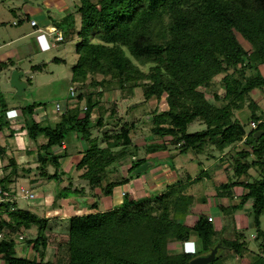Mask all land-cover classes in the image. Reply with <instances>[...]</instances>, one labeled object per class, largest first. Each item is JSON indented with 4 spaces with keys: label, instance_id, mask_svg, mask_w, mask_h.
Returning a JSON list of instances; mask_svg holds the SVG:
<instances>
[{
    "label": "trees",
    "instance_id": "obj_1",
    "mask_svg": "<svg viewBox=\"0 0 264 264\" xmlns=\"http://www.w3.org/2000/svg\"><path fill=\"white\" fill-rule=\"evenodd\" d=\"M75 14L80 27L71 82L79 83L83 92L55 125L44 126L34 120L25 124L29 142L45 139L36 145L35 166L18 164L0 145V159H7V164L0 166V260L5 264H189L218 244L211 264H219L231 253L242 260L246 242L241 232L235 233V239L225 240L219 237L213 218L209 221V217L192 212L195 198L187 194V189L204 179V169L195 176L184 173L155 197L131 199L123 193L121 205L106 211H99L97 203H92L93 212L67 218L66 241H57L54 260H45L50 246L48 232L52 231L48 227L50 219L18 208L15 185L21 179L28 180L31 190L50 182L58 187L64 184L54 195L53 208L70 192L82 193L83 188L73 189L68 181L71 179H66L61 169L59 161L66 154L55 152L73 132L87 144L75 164L81 172L79 179L87 182L91 191L102 189L108 196L114 188L138 177L133 170L151 154L165 152L173 162L188 152L206 155V159L218 152L227 180L218 185L215 196L235 198L232 189H242L239 203L219 205V212L238 211L251 201L258 254L255 262L247 264H264L260 222L264 213V134L257 140L253 136L264 132V108L253 93L261 92L264 97V0H80ZM236 34L249 44V50L243 48ZM52 61L64 62L57 58ZM13 66L12 60L0 62V72ZM31 68L41 70L40 65ZM219 75V82H214ZM214 87L222 89L223 94L214 92L208 99L205 91ZM137 88L144 103L164 98L167 108L146 114L151 123L147 133L155 142L143 146L141 157L131 153L134 157L126 169L128 176L108 179L116 171L111 165L125 157L130 147L138 150L131 137L137 121L116 117L117 103L110 106L106 116L103 103L109 102L102 103V99L106 92L118 90L123 100L124 93L132 97ZM81 102L83 107L79 106ZM38 105L19 109L32 115ZM0 107L1 118L9 109L4 104ZM95 109L98 117L93 122ZM237 112L244 115V122L236 117ZM195 122L204 128L189 133V126ZM95 131L99 137H93ZM251 169L257 174L252 181ZM190 216L194 219L191 224L187 221ZM33 227L36 231L27 246L38 257L17 256L13 236ZM192 236L198 239L196 252L183 248ZM179 247L183 250L175 253Z\"/></svg>",
    "mask_w": 264,
    "mask_h": 264
},
{
    "label": "rangeland",
    "instance_id": "obj_2",
    "mask_svg": "<svg viewBox=\"0 0 264 264\" xmlns=\"http://www.w3.org/2000/svg\"><path fill=\"white\" fill-rule=\"evenodd\" d=\"M45 0H4V3L0 2V6L4 5L3 8H0V16L3 14L5 17L4 20L0 18V45L2 42H8L11 38L14 37V31L16 27L12 26L11 22L18 20V17L21 15L28 14L30 20H34L35 23L38 25L39 32H34L30 37H27L25 40L5 47L3 51L12 50V49H19L20 53L18 56L13 57L14 66L0 72V106L4 104L7 106L9 111L3 113V116L0 118V124L2 125L3 122H8V125L4 124L1 128H3L2 132L0 133V144L5 146L7 143L8 145L11 144L12 147L9 145L6 148L7 155L13 156L16 159L18 164H26L24 160L28 163H33L34 158L36 157V151L29 152L30 156L23 158L20 157L21 152H18L17 148H20L21 145L17 144L18 140V133L16 136L13 137V142H11L8 138L11 136L6 134L11 130H17L20 127H24L22 131V136H25L22 140V143H27L29 147L36 148V145L40 143H44L45 139L43 137H39L36 144L33 142H29L26 136L25 131V124L31 123L32 120L40 121L44 126H53L60 120V115L58 114L55 106L59 104L62 107H70L76 104V96H78L81 92L79 83H72L71 82V68L74 66L77 60L76 54V44L79 41L78 35L76 32L79 29L80 20L79 16L75 14L76 6L80 5V0H51L52 5L50 7H45L44 4ZM92 3H96L97 0H91ZM61 6H66V9L60 10ZM31 8V9H30ZM25 10H28L27 12ZM30 10H35L30 12ZM35 12V14H34ZM16 16V17H15ZM50 25L57 27L58 30L63 34L64 41L61 43H56L54 41L55 34L50 33ZM19 27V26H18ZM17 27V28H18ZM22 27L30 28L29 22H23ZM33 31V29H29ZM239 43L243 46L245 50H249V44L244 41L238 34H236ZM57 58L64 62L54 63L52 59ZM41 66L40 71L32 70L31 67L33 66ZM15 68V69H13ZM22 70L25 72L24 79L28 80L27 88L25 89V93L21 97H15V91L10 87L9 84V76L13 70ZM262 74L264 75V68H261ZM222 75H219L214 78V82L218 83ZM73 88L74 96H70L69 89ZM216 92L219 95L223 94V90L214 87L211 90L205 91L206 97L211 99L212 94ZM254 98L256 102L259 104L261 108H264V97L261 92H253ZM123 96V100H120L121 94L118 90L115 93L106 92L104 98L102 99V103L106 100L109 103H103V106L106 108V116L109 114V108L112 104L117 103L116 106V117L124 116L128 121H137V130L132 133L131 137L134 145L138 146V150L134 152V149L130 147L127 150V154L125 157L116 161L111 168H115L116 171L113 174H110L108 179H116L118 180L122 176H128L126 172V167L130 166V160L133 159L134 155L136 157H141L143 153V146L147 144L154 143V137L147 133V129L151 127V123L149 122L150 116L146 115L153 109L157 111L166 110L167 104L164 98H161L160 101H156L155 99L150 100L147 103L143 102L142 91L140 88L135 89L134 95L132 97H128L126 93ZM32 104H39L32 115H28L23 113L19 108L27 107ZM83 107V102L81 105ZM13 108V109H11ZM16 108H18L16 110ZM2 107L0 110L2 111ZM11 109V110H10ZM15 112L16 115L12 116L10 113ZM46 112L49 116L48 120L40 119L41 113ZM98 117V111L95 109L92 114V121L95 122L96 118ZM115 117V118H116ZM236 117L244 122V115L240 112L236 113ZM18 124V126H17ZM204 128L203 125L198 123H193L189 126L188 132L194 133L197 131H201ZM250 126L246 125L245 131L249 132ZM142 132V133H141ZM74 133L71 132L67 134L65 138V143L69 146L71 152L74 151V143L71 142L72 138L74 137ZM20 137V136H19ZM93 137H99L97 131L93 133ZM5 140L7 143H3ZM159 141V140H157ZM72 143V144H71ZM82 144V143H80ZM101 144V143H99ZM86 143H83V150H86ZM174 152L173 147H170ZM57 153V151L55 150ZM75 152V151H74ZM131 153H134L132 155ZM60 155V153H58ZM214 157L206 159V155H194L191 152L187 154L178 156L173 162L169 159L168 155L165 152L163 153H154L149 156V162L155 167L158 166H169L171 167L172 163L175 166V172L178 177L183 175L184 173L191 174L195 176L200 172V170H205L204 179L195 185L191 186L187 189V194L193 195L195 201L191 205L192 212L195 215L205 214L206 217H210L213 215V224L215 225L216 231H219V237L225 240H233L235 239V233L241 232L243 234L244 240L246 242V250L243 251L242 260L235 257V254L228 256H224L222 258V264H247L255 262L256 258L255 255L258 254L257 243L253 240L255 236V228L253 225V218L251 215V201L239 209L238 211H233L231 213H221L219 212V205L227 206L236 205L239 203L238 196L241 195L242 189L241 188H234L232 189V193L235 198H228V197H217L215 196L217 187L221 182H226L227 175L224 172V165L219 163V158L221 157L218 152H214L212 154ZM61 156V155H60ZM64 158V157H61ZM80 159V158H79ZM78 162V161H77ZM6 164V163H5ZM127 165V166H126ZM5 166V165H4ZM35 164H32V167ZM3 167V166H2ZM153 168H149L147 172L145 171L143 174H148L151 172ZM51 171V168H49ZM35 171L29 176V178L33 177ZM79 172L76 170V167L72 169H68L66 173V179L69 182L73 183V189L83 188L81 191L82 193L76 195L73 192H70L67 197V204L73 205L76 210H80L81 213L79 215H83V213H90V206L92 203L96 202L98 205L99 211H105V205L109 201H111L110 196L105 195L102 189H94L91 191L87 186V182L79 179ZM250 181L254 178H257L256 170L251 169L249 171ZM143 174L138 177H134L130 182L135 184V180H140L143 182ZM149 179V186H154L160 180L164 182V185L171 184V182L175 181V174L170 173L165 168H160V171L154 173ZM232 174V173H231ZM175 176V177H174ZM139 178V179H138ZM65 179V183L68 184V181ZM178 179V178H177ZM65 184V185H66ZM63 186V185H61ZM60 186V187H61ZM23 187L27 191H30L34 194L33 199H28L21 193L20 188ZM35 187L34 190L30 189L31 186L27 179H21L15 185V201L17 207L21 210H28L36 213L38 216H46L50 219L49 221V228L52 231L48 232L50 236L49 240V247L46 249V258L45 260H54L53 252L55 251V243L57 241L63 242L67 239L66 234V227H67V218H62V216H69L71 212L67 215L65 212L62 214L51 213L53 211L52 207V198H48L43 196L46 189L52 192V194H56L61 188L58 187L54 182H50L44 186H33ZM164 187L155 189L154 191L148 190V196H158L159 190H163ZM125 189L122 187H116L112 191V195H118L119 201L122 202L123 197L120 195V192L124 191ZM140 193V192H139ZM131 199L139 198L138 193L131 195ZM84 200L80 206L79 200ZM204 200V201H202ZM43 203V205H42ZM120 206V205H119ZM44 209V210H42ZM85 211V212H84ZM54 217H56L54 219ZM57 217H61L57 219ZM192 216H190L191 218ZM197 217V216H196ZM212 217V216H211ZM261 222V230L264 231V213L260 217ZM36 227L31 228L28 231H21V233H16L13 238L15 240V248L16 254L19 257H38V254L33 253V251L27 246V240L31 239L35 234ZM19 236H22L24 239L20 240ZM195 237V239H194ZM197 241L198 239L196 236H192L189 240ZM175 253L180 252L183 248L174 249ZM185 250V247H184ZM0 264H5L2 260H0Z\"/></svg>",
    "mask_w": 264,
    "mask_h": 264
},
{
    "label": "crops",
    "instance_id": "obj_3",
    "mask_svg": "<svg viewBox=\"0 0 264 264\" xmlns=\"http://www.w3.org/2000/svg\"><path fill=\"white\" fill-rule=\"evenodd\" d=\"M0 2H2V3H4V0H0ZM44 4H45V7H50L51 5H52V2H51V0H45L44 1ZM3 6L4 5H1L0 6V8H3ZM31 9V8H30ZM63 9H66V6H61V8H60V10H63ZM26 12L28 11V10H25ZM33 11H35V10H30V12H33ZM34 14H35V12H34ZM5 17H7V16H5V15H1L0 16V18H1V20H4L5 19ZM16 17V16H15ZM0 20V21H1ZM32 21H34V20H30L29 19V17H28V14L26 13L25 15H21L20 17H18V20H16V21H12L11 22V24H12V26H14V27H16L15 29H14V31H17V32H15L14 33V37H12L11 38V36H10V39H9V41L8 42H2V44L0 45V62H6V61H8V60H13V57L14 56H18V54L20 53V50L18 49H12V50H7V51H3V49L5 48V47H8V46H10V45H13V44H15V43H19V42H21V41H23V40H25L27 37H30L32 34H34V32H39L40 30L38 29L39 27H38V25H37V23H35V25L34 26H32L31 25V22ZM23 22H29V25H30V28H25V27H22V23ZM35 22V21H34ZM19 26V27H18ZM18 27V28H17ZM51 28H55L57 31H58V33L62 36V38H64L63 37V34L58 30V28L57 27H54V26H52V25H50V29ZM29 29H33V31H31V30H29ZM50 32V31H49ZM64 41V39L61 41V42H63ZM61 42H58V43H61ZM13 69H15V68H13ZM16 70H19V69H16ZM19 71H21V72H24V71H22V70H19ZM262 72V71H261ZM25 73V72H24ZM25 80V79H24ZM68 107H64V109H63V111L64 110H66ZM48 115L46 114V112H43V113H41V115H40V119H42V120H48ZM17 126H18V124H17ZM14 132V134H13V136L12 137H10V138H8L11 142H13V137L14 136H16V134L18 133V142L17 143H15L14 145H17V144H20L21 145V147L20 148H17V150H19L18 152H21V154H25V156L24 155H20V157H23V158H25L26 159V157H28V156H30V153L29 152H33V151H36V148H33V147H29L28 146V144L25 142V143H22L23 142V138L25 137V136H22V134H23V132L21 131V127L19 128V129H17V130H11L10 132H8L7 134H6V136L7 135H9L10 136V134L11 133H13ZM75 134V133H74ZM20 136V137H19ZM0 138H1V136H0ZM71 142L72 143H74V151H70V150H68L69 149V146L67 145V143H64L63 144V147L61 148V149H56V151H57V154L58 153H60V155H62V153H65L66 155L65 156H63L64 158H61L60 159V163H61V169L65 172V173H67V170L68 169H72L73 167H74V165L77 163V161L79 160V158L81 157V154H80V152H83L84 150L82 149L83 148V143H85L82 139H78L77 138V136H76V134L74 135V137L72 138V140H71ZM3 143L5 144V143H7L5 140H3ZM14 143V142H13ZM71 143V144H72ZM80 143H82V144H80ZM41 144V143H40ZM1 145V144H0ZM11 147H12V145L11 144H9ZM8 145V143L5 145V147L7 148V146H9ZM2 146V145H1ZM167 155V154H166ZM150 156V155H149ZM148 156V157H149ZM26 163H27V161L26 160H24ZM7 164V159L6 158H4L3 160L2 159H0V166L2 167V166H4V165H6ZM19 163V162H18ZM21 164V163H20ZM149 168H153L152 170H151V172L150 173H148V174H144L142 177H143V182H141L140 180H135V184H133V186H132V183L131 182H129L128 184H126V185H124L123 186V188L125 189L124 191H122V192H120V195L122 196V194L123 193H128L129 194V196L131 197V195H133V193L134 194H136V193H138V195H139V198H141V197H146V196H148V193L149 192H151V191H154L155 189H157V187L160 189V188H162V187H165L166 185H168V184H166V185H164V182L161 180V178H158L159 180H160V182L158 181L157 182V184L156 185H154V186H149V179L153 176V175H155L154 173H156V172H158V171H160V168L162 169V168H165V169H167L168 171H170V173H174L175 174V181L177 180V178H178V176L176 175V172H175V166L173 167V168H171V167H169V166H159V167H155V165H151V167H149ZM148 168V169H149ZM126 169H127V167H126ZM147 169V170H148ZM147 172V171H146ZM0 173H1V170H0ZM191 175V174H190ZM192 176V175H191ZM139 179V178H138ZM175 181H173V182H175ZM173 182H171V183H173ZM64 185V184H63ZM147 189H150V191L148 192V190ZM113 193H114V191H112ZM140 192V193H139ZM159 192L161 193L162 192V190H159ZM159 193V194H160ZM44 195L43 196H46V197H48V198H54V194H52V192L50 191H48V189H46V192H44L43 193ZM110 198H111V201H109L108 203H106V207H105V211L106 210H109V209H112V208H114V207H116V206H119V205H121V201H119V198H118V195H114V197H113V195L111 194L110 195ZM135 199V198H134ZM137 199V198H136ZM79 202H80V206H83V205H81L83 202H84V200H79ZM42 205H43V203H42ZM42 210H44V209H42ZM71 212V214L69 215V216H62V218H69L70 216H73V215H79L80 213H81V211L80 210H76L75 208H74V206L73 205H69V204H67V200L65 199V200H60L59 202H58V207H56V208H54L53 209V211L51 212V213H54L55 215L57 214V213H59V214H63L64 212H65V214L67 215L69 212ZM91 211V210H90ZM66 212H68V213H66ZM85 212V211H84ZM91 212H93V211H91ZM89 213V212H88ZM83 214H85V213H83ZM87 214V213H86ZM58 215V214H57ZM202 215H205V214H202ZM47 216V215H46ZM45 216V217H46ZM212 216V217H211ZM210 216V218H213V215H211ZM209 217V216H208ZM56 217H54V219H55ZM59 218H61V217H57V219H59ZM214 219V218H213ZM188 223L189 224H191L193 221H194V219L191 217H189L188 218ZM191 239V238H190ZM189 239V240H190ZM194 239H195V237H194ZM189 243H191V244H193L194 245V248H195V251L194 252H196L197 251V249H198V243H197V241H192V242H190V241H188V242H186L184 245H183V248L185 247V250L187 251V245L189 244ZM178 247V246H177ZM180 248V247H179ZM175 249H177V248H175ZM237 258V257H236ZM223 263V260L221 259L220 261H219V264H222Z\"/></svg>",
    "mask_w": 264,
    "mask_h": 264
},
{
    "label": "water",
    "instance_id": "obj_4",
    "mask_svg": "<svg viewBox=\"0 0 264 264\" xmlns=\"http://www.w3.org/2000/svg\"><path fill=\"white\" fill-rule=\"evenodd\" d=\"M25 73L21 72L19 70H13L9 76V84L10 87L15 91V97H21L25 93V89L27 88V83L24 80ZM264 134V132H256L253 136L257 140L259 137H261ZM151 163L145 162L135 168L133 170L134 176H139L149 167H151ZM220 245H216L208 254L198 256L196 258H193L189 264H211L213 260L216 257L217 251L219 249Z\"/></svg>",
    "mask_w": 264,
    "mask_h": 264
},
{
    "label": "built area",
    "instance_id": "obj_5",
    "mask_svg": "<svg viewBox=\"0 0 264 264\" xmlns=\"http://www.w3.org/2000/svg\"><path fill=\"white\" fill-rule=\"evenodd\" d=\"M31 25L34 26L35 25V22L32 21L31 22ZM50 33L51 34L54 33L56 35L55 38H54V41L56 43L61 42L63 40L62 36L58 33V31L55 28H51L50 29ZM70 94H71V96H73V89L72 88L70 89ZM55 109H56V111H57L58 114H62L63 113L62 107L59 104H56ZM251 126H252V128H255V124L251 123ZM20 191L28 199H33L35 197L34 194H32L30 191H27L23 187L20 188ZM0 192H1V189H0ZM2 200H3V198L0 195V202H2ZM208 219H209V221L211 220L210 217ZM1 236L2 235L0 233V238H1ZM19 239L21 240V239H23V237L22 236H19Z\"/></svg>",
    "mask_w": 264,
    "mask_h": 264
},
{
    "label": "clouds",
    "instance_id": "obj_6",
    "mask_svg": "<svg viewBox=\"0 0 264 264\" xmlns=\"http://www.w3.org/2000/svg\"><path fill=\"white\" fill-rule=\"evenodd\" d=\"M10 115L15 116L16 113L13 112V113H10ZM187 251H189V252H194V251H195L194 245L191 244V243H189V244L187 245Z\"/></svg>",
    "mask_w": 264,
    "mask_h": 264
}]
</instances>
